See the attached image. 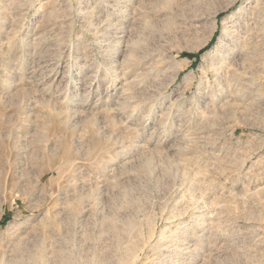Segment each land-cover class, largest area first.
<instances>
[{"label": "rangeland", "instance_id": "rangeland-1", "mask_svg": "<svg viewBox=\"0 0 264 264\" xmlns=\"http://www.w3.org/2000/svg\"><path fill=\"white\" fill-rule=\"evenodd\" d=\"M0 264H264V0H0Z\"/></svg>", "mask_w": 264, "mask_h": 264}, {"label": "bare ground", "instance_id": "bare-ground-1", "mask_svg": "<svg viewBox=\"0 0 264 264\" xmlns=\"http://www.w3.org/2000/svg\"><path fill=\"white\" fill-rule=\"evenodd\" d=\"M142 4V3H141ZM144 4V3H143ZM130 225V224H129ZM133 233V232H132ZM135 236V235H134ZM129 243V242H128ZM131 243V242H130ZM137 245V244H136ZM134 246V245H133ZM128 248H130V246H128L126 249H128ZM132 248H134V247H132ZM125 251V250H124ZM130 251V250H129ZM128 251V252H129ZM131 252V251H130Z\"/></svg>", "mask_w": 264, "mask_h": 264}]
</instances>
